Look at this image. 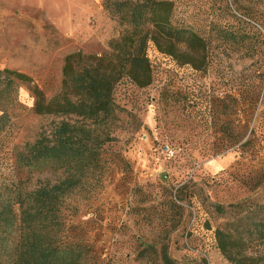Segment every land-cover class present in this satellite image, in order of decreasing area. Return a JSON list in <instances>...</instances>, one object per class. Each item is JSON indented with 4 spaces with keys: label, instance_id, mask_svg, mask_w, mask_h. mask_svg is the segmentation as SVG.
I'll return each instance as SVG.
<instances>
[{
    "label": "rangeland",
    "instance_id": "rangeland-1",
    "mask_svg": "<svg viewBox=\"0 0 264 264\" xmlns=\"http://www.w3.org/2000/svg\"><path fill=\"white\" fill-rule=\"evenodd\" d=\"M105 1L122 0H0V69L29 78L0 130V183L32 189L63 178L22 159L57 121L34 103L60 92L68 55L119 51L131 28ZM166 1L172 23L199 40L170 55L147 41L149 83L124 75L115 84L102 174L62 202L67 240L84 249L83 264H161L152 249L162 246L176 263L232 264L216 247L224 218L213 205L264 203V0ZM16 241L13 230L8 252Z\"/></svg>",
    "mask_w": 264,
    "mask_h": 264
},
{
    "label": "trees",
    "instance_id": "trees-1",
    "mask_svg": "<svg viewBox=\"0 0 264 264\" xmlns=\"http://www.w3.org/2000/svg\"><path fill=\"white\" fill-rule=\"evenodd\" d=\"M104 7L131 30L122 35L118 52L99 59L68 55L60 92L48 100L41 95L35 99V112L57 121L26 145L22 159L28 166L47 163L62 170L63 178L32 189L14 179L0 183V264H83L84 249L67 240L62 202L87 179L102 174V148L112 140L115 84L124 75L140 87L149 83L142 81L148 70L149 40L169 55L174 47L198 43L195 34L172 23L169 1H105ZM24 81H29L26 75L0 69V130L8 122L7 108L17 100L18 83ZM254 205L249 201L213 205L216 215L224 218L214 230L216 247L232 264L264 260V203L256 209ZM13 230L17 241L8 252ZM152 250L161 264H187L171 259L165 246ZM251 250L257 253L251 255Z\"/></svg>",
    "mask_w": 264,
    "mask_h": 264
}]
</instances>
